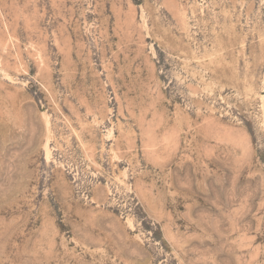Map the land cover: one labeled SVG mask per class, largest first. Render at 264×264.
Here are the masks:
<instances>
[{"label":"rangeland","instance_id":"374dc122","mask_svg":"<svg viewBox=\"0 0 264 264\" xmlns=\"http://www.w3.org/2000/svg\"><path fill=\"white\" fill-rule=\"evenodd\" d=\"M0 264H264V0H0Z\"/></svg>","mask_w":264,"mask_h":264}]
</instances>
